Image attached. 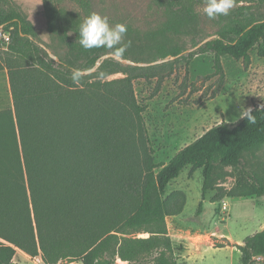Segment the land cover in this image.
Listing matches in <instances>:
<instances>
[{"label":"trees","instance_id":"trees-1","mask_svg":"<svg viewBox=\"0 0 264 264\" xmlns=\"http://www.w3.org/2000/svg\"><path fill=\"white\" fill-rule=\"evenodd\" d=\"M62 1L43 0L47 29L84 60V70L53 58L34 39L36 26L15 0H0V29L11 34L8 48L0 49V70L8 69L14 103V109L0 111V264H12L17 248L45 264H189L182 256L185 246L168 228V218L184 211L188 196L182 189L167 192L168 186L190 166V176L203 171V199L209 190H217L212 202L264 196V177L244 168L227 193L211 184L219 165L238 164L243 151L264 145V105L251 109L254 124L247 117L223 120L158 164L134 80L162 79L170 63L93 80L98 72L125 69L114 56L87 72L105 54L127 58L126 51L116 50L124 42L114 49H83L79 25L97 12L95 3L74 0L76 7L66 9L57 5ZM261 5L264 0H235L229 15L209 19L205 0H152L149 11L162 19L148 24L145 33L126 25L149 38L161 59L212 52L223 78V56L243 58L246 65L253 48L264 56V16L252 12ZM205 23L215 32L207 33ZM199 31L204 34L188 55L169 45L176 36ZM235 246L243 264H264V229Z\"/></svg>","mask_w":264,"mask_h":264},{"label":"rangeland","instance_id":"rangeland-1","mask_svg":"<svg viewBox=\"0 0 264 264\" xmlns=\"http://www.w3.org/2000/svg\"><path fill=\"white\" fill-rule=\"evenodd\" d=\"M93 1L97 13L106 16L112 26L117 23L132 24L133 28L143 31L147 29L148 24L162 19L161 15L149 11L148 6L152 0ZM15 5L24 15L32 16L37 29L34 39L39 44L59 59L84 70V60L74 58L68 43L58 34L48 31L43 0H16ZM57 5L66 9L76 7L74 0H63ZM252 12L256 16H264V5L253 8ZM204 28L209 34L215 32L210 23H205ZM203 34L199 31L197 34L176 36L169 45L181 46L186 50L184 55H188L196 49L193 45L194 40ZM129 41L131 44L126 48L127 58L122 60L125 69L111 74L98 72L92 79L121 78L134 70L170 63L161 70L165 75L162 79L155 77L134 80L138 102L144 109L143 127L148 146L152 148L155 161L160 165L168 163L180 149L196 140L213 125L223 120L236 122L249 108L264 105V56L259 55L258 47L250 51L251 61L248 65L243 58L223 56L224 77L221 78L216 71L212 52L200 53L191 59L183 57L176 60L169 57L156 63L162 59L149 38L128 29L122 42L127 45ZM7 48L5 41L0 38L1 51ZM127 59L132 63L127 62ZM6 109H14V103L8 69L5 68L0 72V111ZM242 168L264 177V145L254 150L243 151L238 164L219 165L211 184L220 186L223 192L231 191ZM189 171L190 166L181 172L179 179L171 181L167 189V192L182 189L187 193L189 200L186 214L182 219L186 224L199 227L203 233H208L211 239V243L204 242L199 251L193 250L189 263L243 264L240 250L232 244L240 241L243 244L247 236L259 231V224L264 217V199L226 197L218 203L212 202L217 190H209L204 199L208 196H211V199L207 198L204 201L203 171L201 168L197 169L192 176L189 175ZM201 200L204 203V210L199 214ZM170 224L173 225V221L169 217L168 228ZM139 236L145 237L148 233H139ZM183 242L177 241V244ZM183 245L185 246V243ZM20 264L33 263L23 260Z\"/></svg>","mask_w":264,"mask_h":264},{"label":"clouds","instance_id":"clouds-1","mask_svg":"<svg viewBox=\"0 0 264 264\" xmlns=\"http://www.w3.org/2000/svg\"><path fill=\"white\" fill-rule=\"evenodd\" d=\"M206 6L203 13L209 19H215L217 16L229 15L235 5V0H205ZM128 27L124 23H117L112 26L106 16L97 12L89 14L79 25V43L85 50L94 48L114 49L121 45L124 36L127 34ZM131 42L116 49L119 53L126 51ZM73 80L79 78V70L73 73ZM252 110L249 108L247 113L241 114V117H247L249 123H255V118L251 115Z\"/></svg>","mask_w":264,"mask_h":264},{"label":"crops","instance_id":"crops-1","mask_svg":"<svg viewBox=\"0 0 264 264\" xmlns=\"http://www.w3.org/2000/svg\"><path fill=\"white\" fill-rule=\"evenodd\" d=\"M28 18L33 22L31 15H29ZM1 71L3 70H0V72ZM179 178L180 177L176 179H179ZM207 198L211 199V196H208L203 200L205 201ZM247 198H252V199L263 198L264 199V196H260V197L259 196H249ZM187 205H188V202H187ZM185 214H186V207L181 214L171 216L170 219L173 221V225L170 224L169 229L171 230L170 233L176 242L184 241L183 244L185 243V250L182 253V256L184 259L190 262L189 260L191 259L190 256H191V253H193V250L195 249L196 251H199L201 249V245L204 242L211 243V239L208 233H203L199 227L186 224L185 221L182 219ZM262 220L263 221H261L259 224V231L264 229V217ZM236 244H242V243L240 241V242H236ZM232 246L235 247V244H232ZM20 257H23V258H20ZM23 260L26 262H31L33 264H45L42 258H37V257L33 258L32 256H30L29 254H27L20 248H17L16 254L12 260V264H20ZM73 263L75 262L65 263V264H73Z\"/></svg>","mask_w":264,"mask_h":264},{"label":"water","instance_id":"water-1","mask_svg":"<svg viewBox=\"0 0 264 264\" xmlns=\"http://www.w3.org/2000/svg\"><path fill=\"white\" fill-rule=\"evenodd\" d=\"M48 51H49V50H48ZM49 53L51 54V56H52L53 58H55L57 61H59V58H58L56 55L52 54L50 51H49ZM114 56H115L116 58H118L119 60H123L122 57H120L119 55H114V54L108 53V54L103 55V56L97 61L96 66H95L93 69L88 70L87 72H93V71H95V70L101 65V63H102L105 59H107V58H109V57H114ZM165 60H166V59L158 60V61H156V63H157V62H162V61H165ZM126 61L132 63V61L129 60V59H127Z\"/></svg>","mask_w":264,"mask_h":264},{"label":"built area","instance_id":"built-area-1","mask_svg":"<svg viewBox=\"0 0 264 264\" xmlns=\"http://www.w3.org/2000/svg\"><path fill=\"white\" fill-rule=\"evenodd\" d=\"M0 38H2L6 44H8L11 40V34L8 31H4L3 29H0ZM227 208V206H225Z\"/></svg>","mask_w":264,"mask_h":264}]
</instances>
